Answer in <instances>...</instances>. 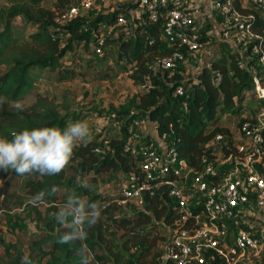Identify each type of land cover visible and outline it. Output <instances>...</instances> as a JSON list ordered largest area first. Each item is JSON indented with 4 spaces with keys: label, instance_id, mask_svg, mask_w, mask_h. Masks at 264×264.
<instances>
[{
    "label": "trees",
    "instance_id": "1",
    "mask_svg": "<svg viewBox=\"0 0 264 264\" xmlns=\"http://www.w3.org/2000/svg\"><path fill=\"white\" fill-rule=\"evenodd\" d=\"M80 3L1 0L0 137L11 140L13 133L25 128H66L82 117L69 103L46 96L30 105L14 104L33 91L42 72L56 73L60 83L89 75L93 80H106L128 73L141 86L135 110L116 111L93 139L74 149L70 163L57 175L0 171L4 182L0 220L15 236L11 241L0 237V264H166L163 244L167 233L161 235L159 229L168 231L172 224V199L157 194L137 208L120 203V194L106 190L113 181L122 188L133 173H140L139 158L125 147L132 135V118L152 121L158 136L170 134L167 143L197 170L203 167L204 158L214 159L220 150L210 146L217 135H229L228 142L233 144L235 135L222 124L224 116L243 117L260 95L256 110L264 109V64L253 52L254 45L264 52V4L232 0L243 21L259 36L246 43L236 44L225 37L227 31L234 35V25L218 35H209L207 27L201 26L199 40L212 41L214 51L191 76L182 65L191 53L187 49L176 69L158 64L178 47L164 35L169 7H162L153 19L137 1L100 13ZM79 7L73 19L63 20L65 13ZM138 10V15H132ZM120 15L127 18L126 25L118 23ZM27 28L34 30L26 34ZM100 37L105 38L102 55L95 50ZM179 86L182 94L177 92ZM250 93L254 98L247 103ZM247 120L242 118L237 125ZM144 140L152 141L151 135L144 134ZM222 151L228 154L231 149L225 146ZM89 173L93 176L87 181ZM126 206L134 210L129 212ZM205 264L227 263L210 251ZM260 264H264V255Z\"/></svg>",
    "mask_w": 264,
    "mask_h": 264
},
{
    "label": "built area",
    "instance_id": "2",
    "mask_svg": "<svg viewBox=\"0 0 264 264\" xmlns=\"http://www.w3.org/2000/svg\"><path fill=\"white\" fill-rule=\"evenodd\" d=\"M135 1L153 19L158 18L162 7H169L164 35L178 47L159 59L163 69H176L185 58L183 49L194 52L205 45L194 26L195 14L204 0H81L80 7L92 9L97 2L122 5ZM247 1L264 4V0ZM211 2L226 16L223 30L237 27L233 36L225 32L226 38L236 44L259 38L233 7L232 0ZM80 7L65 13L63 20L73 19ZM127 22L124 15L119 16L120 25ZM104 41L100 37L95 45L99 55L103 54ZM253 52L264 64L263 49L254 45ZM177 92L182 94L183 87L179 86ZM142 124L140 117L132 118V135L125 146L139 158L141 170L123 184L119 202L143 208L147 199L157 194L172 199L175 213L163 244L165 263L205 264L209 252L214 251L227 264H238L264 252V110L239 126L242 141L234 137L230 144L229 135H217L210 146L220 150L214 159L204 158L200 170L190 167L167 143L170 134L158 136L155 141L144 140ZM225 146L231 149L228 154L222 151ZM257 221L261 225L255 228Z\"/></svg>",
    "mask_w": 264,
    "mask_h": 264
},
{
    "label": "rangeland",
    "instance_id": "3",
    "mask_svg": "<svg viewBox=\"0 0 264 264\" xmlns=\"http://www.w3.org/2000/svg\"><path fill=\"white\" fill-rule=\"evenodd\" d=\"M1 6V0H0ZM114 4L101 5L96 3L95 7L91 9L95 13L103 11H111L114 9ZM139 11H135L132 15H138ZM232 21V18H230ZM226 20V16L219 10H215L212 7L211 0H204L200 2V8L195 14L194 26L198 31L201 26H206L207 33L209 35H218L223 27V22ZM16 23L21 25V19L17 18ZM34 28H27L26 34L29 31H33ZM214 51V43L207 42L198 51L189 53L188 57L182 63L186 75H194L198 72L202 66H204ZM3 69L0 68V73ZM88 78V79H87ZM139 85H137L130 78L128 73H119L116 77H111L106 80H93V76L77 77L72 81L60 83L56 80V73L42 72L36 78V85L33 91L22 101L15 102L16 105H30L34 103L39 96H46L52 98L58 103H69L72 110H79L82 113V117L78 121L87 120L90 126V136L87 138L93 139L96 133L101 127L112 117L116 111H133L136 103V97L140 91ZM261 96V95H260ZM260 96L255 97L254 105L251 109L245 113L243 117H238L235 120L230 115H225L222 121L223 125L230 127L233 135L238 141H242L243 138L239 133L238 120L242 118L255 119L262 111H257L258 101ZM254 98L253 93H250L247 98V103ZM66 100V101H64ZM63 112H65L63 110ZM74 123V122H71ZM142 131L145 135H149V132H154L155 138H158L157 132L154 128V124L149 119H143L141 125ZM86 140V141H87ZM84 141V142H86ZM93 176V173H89L86 177L88 181ZM4 182L0 181V188ZM108 185V184H107ZM109 188L106 189L109 193L119 194L121 190V184L116 185L113 181L109 183ZM101 189L104 190V186L101 184ZM62 191L59 193L61 197ZM1 199V197H0ZM129 212H132L133 207L126 206ZM261 222L255 223V228H258ZM159 233L161 235L166 234L167 230L164 227H160ZM5 236L6 240L11 241L15 239V236L8 233L6 230L3 219L0 220V237ZM23 238L27 241V235H23ZM162 241L160 246L162 245ZM1 251L2 248H0ZM264 252L257 255H250L246 257L242 264H260L261 257Z\"/></svg>",
    "mask_w": 264,
    "mask_h": 264
},
{
    "label": "clouds",
    "instance_id": "4",
    "mask_svg": "<svg viewBox=\"0 0 264 264\" xmlns=\"http://www.w3.org/2000/svg\"><path fill=\"white\" fill-rule=\"evenodd\" d=\"M12 135L11 140L0 137V171L57 175L70 163L74 149L90 136V126L87 120H82L69 123L66 128H25ZM98 217L97 212L92 222Z\"/></svg>",
    "mask_w": 264,
    "mask_h": 264
},
{
    "label": "crops",
    "instance_id": "5",
    "mask_svg": "<svg viewBox=\"0 0 264 264\" xmlns=\"http://www.w3.org/2000/svg\"><path fill=\"white\" fill-rule=\"evenodd\" d=\"M149 135H151V138H152L153 141L157 140V139L155 138L154 132H149Z\"/></svg>",
    "mask_w": 264,
    "mask_h": 264
}]
</instances>
